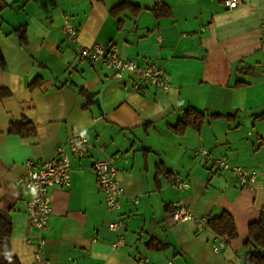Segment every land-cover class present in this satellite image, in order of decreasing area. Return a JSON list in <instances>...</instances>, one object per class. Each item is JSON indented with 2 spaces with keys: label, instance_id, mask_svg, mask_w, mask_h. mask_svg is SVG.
Wrapping results in <instances>:
<instances>
[{
  "label": "crops",
  "instance_id": "crops-1",
  "mask_svg": "<svg viewBox=\"0 0 264 264\" xmlns=\"http://www.w3.org/2000/svg\"><path fill=\"white\" fill-rule=\"evenodd\" d=\"M63 13L78 29L75 41L61 30ZM261 24L264 0L232 9L224 0H0V214L19 263L254 264L244 244L264 211ZM95 43L161 65L169 90L135 91L127 75L79 56V46ZM188 110L195 123L179 129ZM74 131L94 148L71 157L69 186L49 190L39 231L27 217L32 191L16 180L27 160L52 157ZM199 148L262 172L241 186L229 171L211 172L193 155ZM114 154L116 212L105 208L92 170ZM177 173L182 190L172 187ZM174 202L197 219L226 212L237 236L213 251L219 236L195 220L173 222ZM117 217L123 226L112 231Z\"/></svg>",
  "mask_w": 264,
  "mask_h": 264
},
{
  "label": "built area",
  "instance_id": "built-area-1",
  "mask_svg": "<svg viewBox=\"0 0 264 264\" xmlns=\"http://www.w3.org/2000/svg\"><path fill=\"white\" fill-rule=\"evenodd\" d=\"M241 0H224V5L228 9L235 8ZM61 30L67 40L77 39L78 29L71 21L67 13H63ZM259 50L262 53V75H264V24L259 28ZM78 54L91 63L100 61L106 68L112 71L114 77L121 79L128 76L131 88L141 91L147 87H155L162 92H167L170 88V76L163 67L155 62L148 64H138L134 58L119 56L112 48L107 51L106 47L95 43L91 46H79ZM94 148L91 140L83 133L74 131L67 139L65 145L57 147L55 154L50 158H39L34 164L32 161L25 162L26 172L16 180L17 185L26 187L32 191V197L27 202V217L30 224L44 231L47 228L51 204L49 190L53 187H67L70 184L71 157H83L89 154ZM99 148L103 149L100 144ZM194 156L203 158L204 163L211 172L229 171L241 186H251L261 174V170L239 164H231L225 156L212 157L206 149L199 148L193 150ZM117 154L98 159L93 163L92 170L97 178V186L104 196L105 208L108 211L116 212L120 206L122 193L121 186L117 179V167L115 159ZM172 187L182 190L185 187L183 178L175 174ZM174 210L171 212L173 222H184L195 220L198 226L207 224V218H195L191 210L174 202ZM108 228L118 231L123 226V221L119 217L108 222ZM226 240L218 237L212 245V250L218 252L225 246ZM43 240H40V245ZM123 244L120 235L116 242L111 245L118 248ZM168 264H173L171 261Z\"/></svg>",
  "mask_w": 264,
  "mask_h": 264
},
{
  "label": "trees",
  "instance_id": "trees-1",
  "mask_svg": "<svg viewBox=\"0 0 264 264\" xmlns=\"http://www.w3.org/2000/svg\"><path fill=\"white\" fill-rule=\"evenodd\" d=\"M189 113L195 114L191 110H188L187 118L181 122L178 127L179 129L195 123L194 120L196 117L194 120L190 119L188 117ZM197 118H201V116H197ZM206 225L220 237L225 236L227 239H234L237 236L233 219L226 212L209 218ZM10 237L11 222L0 214V264H20L17 258L11 253ZM244 248L247 250L250 262L264 264V211H262L258 221L249 225V239L244 244Z\"/></svg>",
  "mask_w": 264,
  "mask_h": 264
}]
</instances>
